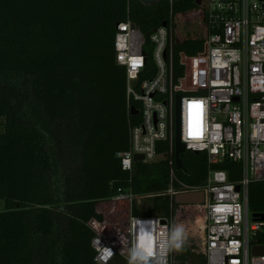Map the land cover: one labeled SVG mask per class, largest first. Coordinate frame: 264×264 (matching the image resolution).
<instances>
[{
    "label": "trees",
    "instance_id": "trees-1",
    "mask_svg": "<svg viewBox=\"0 0 264 264\" xmlns=\"http://www.w3.org/2000/svg\"><path fill=\"white\" fill-rule=\"evenodd\" d=\"M180 14L190 27L181 35ZM127 20L145 36L171 25L175 53L195 54L206 35L196 0H0V264H96V235L118 251L108 264H129V216H173L167 196L112 200L118 190L144 196L168 183V160L137 164L129 176L116 157L139 121L126 114L125 70L115 63V27ZM180 158L179 180L202 184L206 155ZM211 168L239 179L233 162ZM248 209L264 214V181L249 185ZM173 254L204 261L183 244Z\"/></svg>",
    "mask_w": 264,
    "mask_h": 264
},
{
    "label": "built area",
    "instance_id": "built-area-1",
    "mask_svg": "<svg viewBox=\"0 0 264 264\" xmlns=\"http://www.w3.org/2000/svg\"><path fill=\"white\" fill-rule=\"evenodd\" d=\"M196 4L206 35L192 55L174 52L171 25L148 36L129 20L115 27V63L125 70L126 114L135 117L133 108L139 117L129 125L128 148L116 154L120 169L132 176L137 164L168 160L169 170L163 192L137 196L118 190L112 200L140 205L144 199L167 196L173 211L171 218L129 216L124 258L129 263L130 251L142 245L153 249L149 264H264V254L253 253V248H264V220L253 221L248 209L249 185L264 181V0ZM176 97L180 142L185 152L204 153L209 165L205 181L197 186L182 183L175 174ZM136 155L142 161L135 162ZM226 161L239 165L238 180L230 182L226 171L211 168ZM199 191L204 195L201 205L173 202L175 195ZM182 212L201 229L199 245L178 226ZM176 228L183 230L190 255L202 257L203 263L190 256L183 263L175 260L170 237ZM91 247L96 264H108L118 253L100 235Z\"/></svg>",
    "mask_w": 264,
    "mask_h": 264
},
{
    "label": "water",
    "instance_id": "water-1",
    "mask_svg": "<svg viewBox=\"0 0 264 264\" xmlns=\"http://www.w3.org/2000/svg\"><path fill=\"white\" fill-rule=\"evenodd\" d=\"M140 2L145 6H150L155 3L154 0H140ZM162 26H165V24L163 23ZM131 115L133 116L137 115V111L133 108L131 109ZM178 116H179V97H176V131H175V137H174V149H175L174 166L176 170L186 172V169L183 166L182 160L180 158V156L183 153H185V148L179 139V117ZM193 153L197 154V152H193ZM142 159L143 157L140 155L134 156L135 162H140L142 161ZM136 172H137V167H134L133 176L136 175ZM203 200H204V195L202 191L178 194V195H175L173 198V202L175 205H201L203 203ZM252 217H253V221L262 222L264 220V214H252ZM253 253L254 254H264V248H253Z\"/></svg>",
    "mask_w": 264,
    "mask_h": 264
},
{
    "label": "rangeland",
    "instance_id": "rangeland-1",
    "mask_svg": "<svg viewBox=\"0 0 264 264\" xmlns=\"http://www.w3.org/2000/svg\"><path fill=\"white\" fill-rule=\"evenodd\" d=\"M186 15H189V14H186ZM183 17H186V16L180 14V15H177L176 19H175V22H176V25H177L176 31L178 33H180V35L185 32V31H181L184 27H185L184 30H186V29L189 30L190 29V27L188 25L186 26V25L183 24V20H184ZM188 18H190V17H188ZM2 209H3V204H2V202H0V210H2ZM188 210H189V214H191L193 216H196V215L198 216L199 215V213L194 211L193 209H188ZM178 220H179L178 226H180L181 228L187 229V231H188V235L187 236H190L191 238L193 237L192 239L194 240V243L199 245V239H200V237L202 235L201 229L196 228L195 224H193L192 219H189L184 214V212L179 214ZM143 231H144V229L139 227L140 235L143 233ZM183 235L184 234H182L181 244L185 245V240L183 238ZM192 242H190V243H192Z\"/></svg>",
    "mask_w": 264,
    "mask_h": 264
},
{
    "label": "clouds",
    "instance_id": "clouds-1",
    "mask_svg": "<svg viewBox=\"0 0 264 264\" xmlns=\"http://www.w3.org/2000/svg\"><path fill=\"white\" fill-rule=\"evenodd\" d=\"M183 230L181 228H176L170 237L171 244L176 248L179 249L181 247V238H182ZM144 237L141 238L143 241ZM162 247H165L162 245ZM111 251L107 252V255H111ZM154 255L153 249L151 246L147 247L146 249L140 245L136 248H133L129 254V264H149V257Z\"/></svg>",
    "mask_w": 264,
    "mask_h": 264
}]
</instances>
